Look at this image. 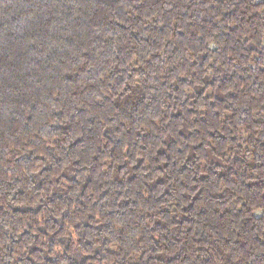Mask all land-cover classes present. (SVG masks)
<instances>
[{
	"label": "trees",
	"instance_id": "16d2710c",
	"mask_svg": "<svg viewBox=\"0 0 264 264\" xmlns=\"http://www.w3.org/2000/svg\"><path fill=\"white\" fill-rule=\"evenodd\" d=\"M0 264H264V0H0Z\"/></svg>",
	"mask_w": 264,
	"mask_h": 264
}]
</instances>
